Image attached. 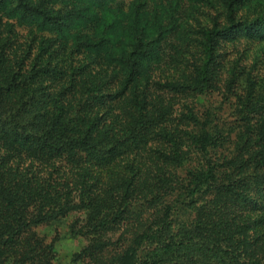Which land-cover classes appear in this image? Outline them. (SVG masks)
Listing matches in <instances>:
<instances>
[{"label":"trees","instance_id":"16d2710c","mask_svg":"<svg viewBox=\"0 0 264 264\" xmlns=\"http://www.w3.org/2000/svg\"><path fill=\"white\" fill-rule=\"evenodd\" d=\"M220 1L227 22L186 37L174 25L183 0H0V264L36 258L32 227L74 209L93 211L91 227L74 235L91 239L75 258L83 264H264L229 212L264 208V82L250 81L235 122L194 107L219 89L224 40H264V0ZM173 47L188 55L181 74L158 76ZM229 73L231 87L242 85V69ZM159 93L193 103L177 126ZM152 140L164 147L165 171L158 184H139L138 155ZM232 144V156L222 154ZM126 157L131 171L110 203L86 194L75 203L37 185L57 184L64 163Z\"/></svg>","mask_w":264,"mask_h":264},{"label":"rangeland","instance_id":"374dc122","mask_svg":"<svg viewBox=\"0 0 264 264\" xmlns=\"http://www.w3.org/2000/svg\"><path fill=\"white\" fill-rule=\"evenodd\" d=\"M212 1L213 4L206 1L196 3L191 0H183L182 8L175 12V35H186L188 37V33L198 24L210 26L215 21L225 24L227 22V11L220 0ZM258 7L260 11V6ZM249 8L252 7L243 8L241 14H251L254 9L252 8L251 10ZM23 33L25 37L21 35L22 41L29 38L27 30L23 31ZM176 46L180 47L179 42H177ZM167 51L166 65L157 70L156 73L160 76L165 72L173 79L181 74L180 62L188 58V55H185L181 50L179 52L174 47L168 48ZM221 52L224 68L218 71L221 77L219 89L206 97L203 96L197 99L194 107L199 113L205 112L210 108L216 116V120L229 124L236 121V108H238L237 106L240 103L239 98H246L247 89L251 87L250 81L252 80L257 84L264 82V40H253L248 37L236 38L230 41L224 40ZM233 67L244 71V74L240 77L243 80L242 85L231 87L230 78H232V75L229 71ZM256 91L258 93L255 95H258L261 90L257 89ZM158 100L163 101L164 105H160L161 101ZM157 104H159L161 111L167 112V118L169 117L170 121L176 126L180 124L179 114L181 111H188L185 104L193 106V103L187 97L163 96L160 93L157 95ZM126 118L128 117H124L123 121L128 124L129 122H126ZM182 139L185 140L186 136H183ZM160 142L152 140L150 142L151 147L142 150L141 156L138 155L143 164L142 171L137 173L139 184L159 183L157 176L162 174V171H165L164 163L162 162L163 157L158 155L164 148L161 147ZM233 149V144L226 146L222 150V154L232 156ZM131 159L129 157L127 160L119 159L106 167H96L88 160H83L74 169L72 164L64 163L61 168L59 167L60 170L53 174V181L57 184L37 185H41L42 188L51 186L58 188L59 195L62 198H72L73 196L74 198L71 200L75 203L89 200L83 199L85 194L86 198L91 197L90 201L94 200L95 203L96 201L110 203L120 198L121 186L129 176V171H131L130 168L127 169L126 167ZM52 169V164H48V170L40 174L48 176V172ZM70 176H74V182L72 184H64V180ZM183 177H185V171L181 170L177 178L182 182ZM69 194L72 196L69 197ZM229 212H233L237 225L241 227V224L245 225L243 235L246 236L247 240H250V245H252V250L255 254L257 256L264 254V208L252 212L242 211L238 213H236L235 208H232ZM92 213L93 211L89 210L74 209L60 222L55 224L47 222L32 227V231L28 235L35 238L34 243H36L37 250H41V253L36 258L29 259L27 264H83L75 260V258L77 255L79 257L83 248L91 243V239L74 235L81 229L87 231V228L91 227L88 224ZM230 213L229 216H232ZM182 216V213H180L178 219H181ZM73 230L75 231L73 232Z\"/></svg>","mask_w":264,"mask_h":264}]
</instances>
